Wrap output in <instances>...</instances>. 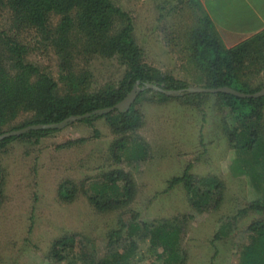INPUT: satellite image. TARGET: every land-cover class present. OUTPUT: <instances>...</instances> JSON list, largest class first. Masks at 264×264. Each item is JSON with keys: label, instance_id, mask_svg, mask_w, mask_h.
I'll use <instances>...</instances> for the list:
<instances>
[{"label": "trees", "instance_id": "1", "mask_svg": "<svg viewBox=\"0 0 264 264\" xmlns=\"http://www.w3.org/2000/svg\"><path fill=\"white\" fill-rule=\"evenodd\" d=\"M6 5L16 28L29 27L42 34V39L52 37L64 62L76 55H102L116 57L126 66L116 86L98 91L81 89L75 94H58L57 83L38 67L26 62L24 55L29 48L13 41L0 30V134L33 124L58 123L71 115L88 116L75 122L91 124L104 118L113 140L108 145V158L112 162L127 160L140 162L148 157L149 145L139 135L144 124V114L136 107L144 94L155 100H185L203 106L214 100L213 106L223 115L218 127L234 150L230 163L232 175L247 177L259 197L241 208L238 214L264 212V94L240 97L232 93L186 92L189 82L164 73L143 61L142 50L135 42L132 18L128 12L111 0H0V8ZM51 13L60 16L55 28L49 32ZM117 23L119 25H117ZM77 33L74 38L71 33ZM187 58L196 74L195 81L206 88L228 87L243 93H255L264 88L252 87L242 79L245 68L264 65V32L254 35L239 44L226 48L212 29L208 20L197 16L196 24L186 33ZM251 71V70H250ZM254 72V71H253ZM79 85L87 82V72L79 71ZM195 81L193 82L195 84ZM137 84L140 90L128 109L95 114L98 109L113 107L123 100ZM155 84L161 89L180 91L171 95L146 87ZM226 109V113L222 109ZM202 109V108H201ZM33 113L17 125H9L20 112ZM230 118V120H228ZM205 120V117L203 118ZM72 123V122H71ZM9 129L3 131L6 127ZM58 128L31 129L20 135H11L0 140V149L13 141L37 143L41 138L59 131ZM203 126L200 141H203ZM68 141L61 146L83 142ZM188 163L180 175L167 180L166 191L181 186L190 208L202 213L217 209L223 201L224 183L215 176H203L190 172ZM137 194L134 177L120 167L106 166L93 176L79 182L66 178L56 187V196L61 202H72L83 195L97 212L130 210ZM6 201V172L0 166V207ZM132 213L127 221H120L116 228L106 233L105 254L94 259L88 256L83 243L86 239L75 233L65 232L54 238L48 248V264H182L185 254L180 247L181 235L186 221L193 214L175 215L149 221L139 220V213ZM237 216L228 217L218 228L214 239L226 238ZM249 241L239 249L236 264H264V220H253L246 228ZM146 242L147 248L140 246ZM79 255H73L75 248ZM146 253L149 255L146 256ZM183 255V256H182ZM149 260H146L147 258ZM78 261L74 262V261Z\"/></svg>", "mask_w": 264, "mask_h": 264}, {"label": "rangeland", "instance_id": "2", "mask_svg": "<svg viewBox=\"0 0 264 264\" xmlns=\"http://www.w3.org/2000/svg\"><path fill=\"white\" fill-rule=\"evenodd\" d=\"M136 12L138 19L133 36L143 51V61L189 82L190 86H200L195 81L196 74L187 53L176 43L178 37L173 30L177 32L178 26L175 19L171 21L173 26L151 27L145 24L144 10ZM152 13L156 14L155 11ZM59 18L58 14L51 13L45 32L52 36L51 31ZM0 30L29 48L24 55L25 61L48 74L57 83L60 95L75 94L81 89L92 93L111 88L117 85L126 69L116 57L100 54H79L64 62L52 37L44 40L34 28H16L6 5L0 8ZM71 35L76 38L77 33ZM80 70L87 72L88 77L86 84H80L77 90L76 78ZM256 70L257 66L245 68L242 79L252 87H264V65ZM213 101L207 100L199 107L192 101H162L148 94L141 96L136 107L144 114V124L138 133L148 143L149 152L147 159L140 162H112L108 158V145L114 135L104 118L91 124L68 123L37 143L13 141L0 149V166L6 172V201L0 207V264H48L51 241L65 232L75 233L78 240L86 239L84 250L97 260L105 254L106 233L116 228L120 221H127L132 214L130 210L138 212V219L142 221L193 214L181 235L180 247L185 254L182 264H236L239 249L249 241L247 226L253 220H264V212L238 214L259 194L246 176L232 175L230 171L234 150L218 127L223 113L213 106ZM222 111L226 113L225 108ZM32 118L33 113L20 112L7 126ZM80 138L85 141L61 146ZM188 163L192 164L190 172L215 176L224 183L220 207L197 213L190 208L180 185L166 191L167 180L180 175ZM106 166L120 167L132 173L137 194L130 210L97 212L83 195L72 202L58 200L56 187L62 179L79 182ZM232 216L237 217L228 236L214 239L220 225ZM140 245L146 250L145 241ZM79 253L76 247L73 255ZM74 262L78 263L77 259Z\"/></svg>", "mask_w": 264, "mask_h": 264}, {"label": "crops", "instance_id": "3", "mask_svg": "<svg viewBox=\"0 0 264 264\" xmlns=\"http://www.w3.org/2000/svg\"><path fill=\"white\" fill-rule=\"evenodd\" d=\"M111 1L129 13L134 27L138 19L136 11L140 10L146 14L145 24L151 27L173 26L175 24L171 21L175 19L178 27L177 32L173 30V34L178 37L176 43L182 46L184 53H187L186 33L189 27L196 24L198 15L208 20L226 48L264 32V0H160L159 3L156 0Z\"/></svg>", "mask_w": 264, "mask_h": 264}, {"label": "water", "instance_id": "4", "mask_svg": "<svg viewBox=\"0 0 264 264\" xmlns=\"http://www.w3.org/2000/svg\"><path fill=\"white\" fill-rule=\"evenodd\" d=\"M146 87H150L153 88L154 90L160 91V92H164L167 94H171V95H178L181 94L182 92L180 91H174V90H170V91H166L161 89V87L155 85V84H147ZM142 87H139L137 84H135L132 88V90L126 95V97L121 100L119 103L115 104L113 107H109V108H104V109H98L95 111V114H104L106 112L112 111L114 110V108H117L119 110L122 109H128L130 107V105L132 104V102L134 101L137 93L142 90ZM186 92H206V93H218V92H226V93H232L235 94L237 96L240 97H250V96H259V95H263L264 94V88L260 89L259 91L255 92V93H243L240 91H237L235 89L232 88H222V87H218V88H206L203 86H188L185 89ZM88 116V114H84V115H71L67 118H65L64 120L58 122V123H48V124H33V125H28L25 127H22L20 129H16V130H10L4 133L0 134V140L11 136V135H20L23 134L25 132L30 131L31 129H39V128H58V129H62L64 126H66L68 123L71 122H75L77 120H80L83 117Z\"/></svg>", "mask_w": 264, "mask_h": 264}]
</instances>
